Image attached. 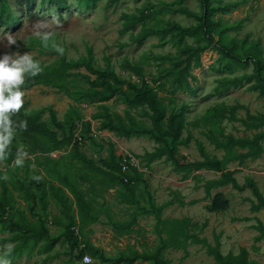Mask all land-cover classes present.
I'll use <instances>...</instances> for the list:
<instances>
[{
  "label": "rangeland",
  "instance_id": "rangeland-1",
  "mask_svg": "<svg viewBox=\"0 0 264 264\" xmlns=\"http://www.w3.org/2000/svg\"><path fill=\"white\" fill-rule=\"evenodd\" d=\"M65 1L67 8L60 15L56 8L40 7V0H31L29 4L24 0H0V15L17 21L14 27L0 26V57L30 53L41 65L48 66L59 60L54 50L61 49L67 60L77 61L87 57L90 49L96 70L112 71L126 83L139 84L145 80L166 107L167 116L183 109L185 126L178 145L182 163L202 161L203 152L209 158L223 162V172L234 171L233 177L238 185L244 186L247 179L255 181L264 197V140L261 142L263 151L255 159L239 158L238 155L247 149L216 146V139L220 141L225 136L243 139L264 132V127L246 128L243 124V121L251 122L250 117L264 115V97L257 81L243 80L240 86L232 84L234 79L255 75V56L264 60V0H211L214 12L210 19L219 26L212 33L214 41L218 40V32L223 29L225 37L241 44L244 42L253 56L244 59V66H236L229 60H221L216 45H208L200 55V66L189 71L192 77L186 78L190 84L188 90L180 88L176 81L178 71L184 65L182 50L205 42H197L193 37L181 38L170 28L195 26L196 18L177 10L185 7L201 16V0ZM142 11H145L146 18L135 21ZM53 16L59 19L61 26L51 29L52 36L48 46L44 47L33 34L32 27L38 21H51ZM143 23L148 29L157 31V35L136 43L133 35L141 30ZM9 34L17 40L11 47L6 40ZM79 71L86 74L82 68ZM67 81L72 90L88 88L87 81L82 78L70 77ZM24 92L25 114L50 107L57 119L67 125V130L70 125L78 128L74 138L81 137V123L90 122L91 132L82 135L79 150L95 165L101 166L100 162L107 159L111 151L117 156L129 154L134 159V167L142 174L139 182L130 183L131 187L111 182L108 176L93 174L82 167L70 155L71 146L42 155H29L32 161L35 156L50 159L51 169L55 167L61 176H67L85 193L98 219L84 227L80 237L102 249L107 259H116L128 249L154 253L163 240L166 246L162 256L168 264L212 263L213 259L203 245L194 242L192 237L196 236L212 246L218 240L223 255H235L240 248H245L250 260L264 264V238L257 240L259 234L254 229L255 218L264 226V209L251 211L249 200H255L249 188L237 191L228 185L213 189L211 195L222 193L227 197L229 209L224 213H210L207 211L210 199L205 197L204 186L217 180L223 172L208 169L179 171L164 158L149 162L146 155L158 146L154 140L122 138L100 129V120L94 119V115L102 111V104L112 114L124 116L128 112L139 123L150 126L143 108L129 107L127 101L132 93L127 91L126 84L122 92L106 103L72 99L55 88L42 85ZM49 119L48 111H44L41 120L54 130ZM19 148L27 151V147L21 144ZM0 169L10 181L24 177L26 165L20 168L2 163ZM36 169L34 163L29 166L30 171ZM39 175L50 179L43 171ZM11 193L14 198L11 215L17 217L18 212H24L29 221H35L30 214L31 202L19 192L11 190ZM47 201L46 211L37 207L35 212L43 219L51 237H56L62 231L57 222L64 219L55 200L48 196ZM157 209L160 220L155 216ZM129 223V229L123 227ZM10 235L7 225L0 227V238ZM44 246L40 243L30 255L23 252L13 264H70L69 250L63 241L55 244L50 252H45ZM48 255H57V258L47 260ZM92 264L101 263L92 258ZM134 264L153 263L138 260Z\"/></svg>",
  "mask_w": 264,
  "mask_h": 264
},
{
  "label": "trees",
  "instance_id": "trees-1",
  "mask_svg": "<svg viewBox=\"0 0 264 264\" xmlns=\"http://www.w3.org/2000/svg\"><path fill=\"white\" fill-rule=\"evenodd\" d=\"M29 4L31 0H24ZM117 2L119 0H113ZM112 1V2H113ZM182 2L183 0H178ZM202 1V15L196 16L187 8L180 7L177 12L186 16L194 17L197 24L192 27L181 28L171 27L170 30L177 32L181 38L193 37L197 42L204 41L205 44L198 43L196 46H188L182 50L184 56V65L178 71L177 83L180 88L190 89V84L186 81L187 76H191L189 71L192 68L200 66V55L208 47V45H216L221 52V60H229L233 65L244 66V59L253 56L251 50L245 45L237 42L234 39L225 37L223 29L218 32V40L214 41L213 31L218 28V24L213 23L210 19L214 10L211 7V0ZM42 8H56L61 15L62 11L67 8L65 0H40ZM145 11L141 12L135 21H141L146 18ZM17 21L10 16L0 15V26L5 28L14 27ZM132 22L130 26H132ZM129 25H126V29ZM157 35V31L150 30L143 23L141 30L133 35L136 43H141L151 36ZM54 53L59 55V60L55 63L45 66L41 65L43 71L35 78H29L23 90H28L34 86L42 85L52 87L62 92L67 97L72 99H86L89 103H106L123 90V86L127 85V91L132 93L128 99L130 108H143L144 116L148 118L150 126L147 127L139 123L136 118L128 112L124 116L112 114L109 112L106 105H101V112L94 115V119L100 120V129L113 132L115 135L122 138L131 137H147L157 143V147L152 153L146 155L149 162L164 158L170 161L174 168L179 171L201 170L208 169L215 172L224 171V163L216 158H209L202 152V161L193 163H182V159L178 154V145L181 141L182 131L185 126L183 109L166 115V107L157 97L156 92L145 81L141 80L139 84L126 83L119 79L112 71L96 70L93 66V55L88 49L87 57H83L77 61L67 60L63 51L54 50ZM35 59V58H34ZM255 59V75L244 76L241 79H234L232 84L240 86L243 80L249 81L254 79L258 83L260 94L264 97V60H260L258 56ZM84 69L86 74H82L79 69ZM95 76L92 78L91 76ZM79 77L87 81L88 88L72 90L68 84V78ZM192 77V76H191ZM25 108V104H24ZM48 111L50 122L54 130L49 129L45 122L41 120V114ZM14 119L25 120L27 122L26 131L17 133L11 147L9 159L5 162L6 166L12 164L16 156V151L19 145L27 147L29 155L38 153L45 154L54 150L72 147L70 155L76 159L80 165L88 169L93 174H103L110 178L111 182L118 183L124 187H131L130 183H137L141 180L142 174L131 165H128L126 172L121 169L122 157L117 156L113 151L110 152L107 159L102 160L101 166H97L94 162L87 158L86 155L79 150V144L84 134H90L91 124L89 121L81 123L79 135L80 141L74 138L77 127L70 125L67 130V125L57 119L55 112L49 107L44 108L33 114H25L24 109L18 117ZM235 120L234 117H231ZM251 122L243 121L246 128L258 129L264 127V115L258 117H250ZM264 140V132L254 134L251 138L235 139L232 136H225L223 140L216 139L218 148L230 149H247V152L242 153L239 158H257L263 151L261 142ZM50 159L44 156H35L34 161L31 159L25 160L24 177L15 180L7 181L3 179L4 172L0 169V227L7 225L11 233L10 237L0 238V249L6 245L11 246V255L8 259L13 264L15 258L20 257L23 252L32 254L35 248L40 243H44V251L50 252L54 245L63 241L67 247L70 264H79L84 255H90L93 259L99 260L101 264H134L138 260H144L153 264H168L162 252L165 249V241H161L154 253H140L134 249H128L120 253L116 259H107L102 249L93 246L88 240L80 237V231L88 226L96 223L98 214L93 210L91 204L86 199L85 193L80 190L76 184L71 183L67 176H61L59 171L49 163ZM34 163L37 167L36 171H30L29 166ZM104 168V169H103ZM43 171L49 174L50 179L39 175ZM130 172L132 174H130ZM30 175V178L27 177ZM234 171L223 172L217 180L209 181L204 186L205 197L210 199L207 211L214 214L224 213L229 209V201L222 193L211 195V191L216 188H222L230 185L237 191H242L245 187L251 190L255 201L249 200L250 209L257 212L264 209V197L259 191L255 181L247 179L244 186L237 184L233 177ZM41 177L39 181L33 177ZM126 179V182L124 181ZM59 183L60 185L56 184ZM12 191L19 192L22 197L31 202L30 214L36 220L29 221L24 212H18L17 217L11 215L12 204L14 202ZM52 197L58 204L60 215L64 221L58 220L57 224L62 226V231L56 237H51L49 230L45 227V223L41 216L35 212L37 207L41 211H46L48 207L47 197ZM159 209L156 210L155 216L158 220ZM254 229L258 232L257 240L264 238V226L257 219ZM131 223L123 226L129 229ZM127 232V230H124ZM79 233V234H78ZM194 242L200 243L206 249L213 262L210 264H259L248 258V252L245 248H240L237 254L228 253L223 255L220 252L218 240L215 245L208 244L205 240L199 239L196 236L192 237ZM57 258V255L47 256V260Z\"/></svg>",
  "mask_w": 264,
  "mask_h": 264
},
{
  "label": "clouds",
  "instance_id": "clouds-1",
  "mask_svg": "<svg viewBox=\"0 0 264 264\" xmlns=\"http://www.w3.org/2000/svg\"><path fill=\"white\" fill-rule=\"evenodd\" d=\"M61 23L56 16L51 21H38L33 27V34L38 37L43 46H48V41L52 36L51 29L60 27ZM9 47L16 44L15 36L9 34L6 37ZM62 51L61 49H57ZM43 71L38 60L34 59L30 53L23 55L19 53L4 54L0 57V164L5 163L10 156L11 147L18 131L27 129L25 120L14 119L18 117L24 109L25 92L23 86L29 78H35ZM29 154L22 148L16 151L12 167L24 166ZM5 175L3 179H7ZM34 180L39 181L41 177L34 176ZM11 255V245L0 249V264H11L8 257ZM82 264H92V258L85 256Z\"/></svg>",
  "mask_w": 264,
  "mask_h": 264
},
{
  "label": "built area",
  "instance_id": "built-area-1",
  "mask_svg": "<svg viewBox=\"0 0 264 264\" xmlns=\"http://www.w3.org/2000/svg\"><path fill=\"white\" fill-rule=\"evenodd\" d=\"M77 140L80 141V138L77 137ZM120 157H122L121 169H122L123 172H126V171H127V169H128V165L134 166V159H133V157H132L131 155H129V154L122 155V154H121ZM124 181L126 182V179H124ZM85 256L90 257V256L87 255V254L84 255V256L82 257L81 262H80L79 264H82L83 258H84Z\"/></svg>",
  "mask_w": 264,
  "mask_h": 264
}]
</instances>
